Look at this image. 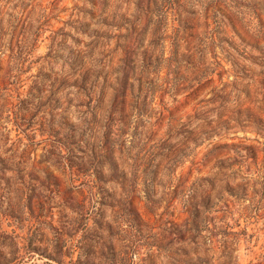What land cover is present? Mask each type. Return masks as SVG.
<instances>
[{"label":"rangeland","instance_id":"obj_1","mask_svg":"<svg viewBox=\"0 0 264 264\" xmlns=\"http://www.w3.org/2000/svg\"><path fill=\"white\" fill-rule=\"evenodd\" d=\"M0 264H264V0H0Z\"/></svg>","mask_w":264,"mask_h":264},{"label":"trees","instance_id":"obj_2","mask_svg":"<svg viewBox=\"0 0 264 264\" xmlns=\"http://www.w3.org/2000/svg\"><path fill=\"white\" fill-rule=\"evenodd\" d=\"M199 219H200V221L197 222V230H198V231H201L202 229H205V228L201 225V223L204 222V221H203V219H202L201 217H199ZM206 228H208V227H206ZM217 234H218V233H217ZM218 235H219V234H218ZM220 235H227V233L221 231V232H220Z\"/></svg>","mask_w":264,"mask_h":264}]
</instances>
